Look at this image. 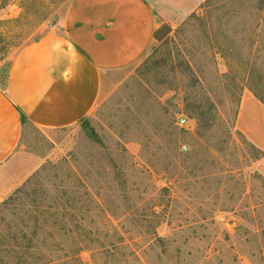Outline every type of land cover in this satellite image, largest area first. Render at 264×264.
I'll list each match as a JSON object with an SVG mask.
<instances>
[{"label": "rangeland", "instance_id": "rangeland-1", "mask_svg": "<svg viewBox=\"0 0 264 264\" xmlns=\"http://www.w3.org/2000/svg\"><path fill=\"white\" fill-rule=\"evenodd\" d=\"M151 1L152 45L87 118L24 121L0 264H264V144L240 117L252 88L264 100V0ZM70 2L0 0V89Z\"/></svg>", "mask_w": 264, "mask_h": 264}, {"label": "crops", "instance_id": "crops-1", "mask_svg": "<svg viewBox=\"0 0 264 264\" xmlns=\"http://www.w3.org/2000/svg\"><path fill=\"white\" fill-rule=\"evenodd\" d=\"M60 25L59 33L19 53L6 89H0V186L4 188L7 163L21 143L22 120L57 130L87 118L100 99L104 74L138 62L157 29L151 0H71ZM240 117L244 132L262 147L264 106L246 95Z\"/></svg>", "mask_w": 264, "mask_h": 264}, {"label": "trees", "instance_id": "trees-1", "mask_svg": "<svg viewBox=\"0 0 264 264\" xmlns=\"http://www.w3.org/2000/svg\"><path fill=\"white\" fill-rule=\"evenodd\" d=\"M209 2V1H208ZM192 20H200V17H198L197 15H194L192 17ZM252 74H253V71H252ZM251 91L253 92V94L255 95V97L262 103L264 104V100L261 98V96L259 95V93L254 89L252 88ZM25 118L22 120V122L24 123ZM260 153V152H259ZM261 155H263V152L261 151Z\"/></svg>", "mask_w": 264, "mask_h": 264}, {"label": "built area", "instance_id": "built-area-1", "mask_svg": "<svg viewBox=\"0 0 264 264\" xmlns=\"http://www.w3.org/2000/svg\"><path fill=\"white\" fill-rule=\"evenodd\" d=\"M186 118H182L181 120H180V123L183 125V124H185L186 123Z\"/></svg>", "mask_w": 264, "mask_h": 264}]
</instances>
